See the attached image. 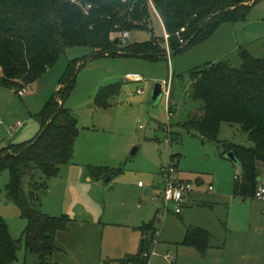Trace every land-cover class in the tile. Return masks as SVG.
I'll use <instances>...</instances> for the list:
<instances>
[{
  "label": "rangeland",
  "instance_id": "1",
  "mask_svg": "<svg viewBox=\"0 0 264 264\" xmlns=\"http://www.w3.org/2000/svg\"><path fill=\"white\" fill-rule=\"evenodd\" d=\"M151 7L153 31L133 29L126 42L145 41L154 34L163 38L159 41L165 45L168 57L155 60L128 55L90 57L93 47L70 46L57 63L38 78L37 85H27L24 94L0 83L1 148L11 141L19 142L36 135L40 129L37 115L56 91L69 61L82 58L76 86L65 105L78 116L76 143L85 155L100 163L80 164L77 171L82 173L81 168L85 167L94 177L92 167L108 165L121 169L109 181L107 176L92 180L87 177L83 187L74 189L75 197L91 208L89 214L85 213L87 216L83 213L78 216L90 220L97 233H81L76 241H70L66 251L50 256V261L56 264H118L115 258L125 246L137 248L133 245L132 229L124 222L129 211L142 205L146 221H154L156 227L162 225V241L156 246L161 254L166 253L165 240H174L178 228L182 229L187 223L209 229L216 241L226 242L228 246L235 240H243L244 248L234 253L248 258L258 251L264 262V198L234 194L235 175L240 174L241 169L227 154H221L222 141L253 145L248 131L239 124L224 122L215 139L203 138L198 131L184 126L201 104L190 95L189 71L192 68L222 59L241 66L244 51L264 57V0L251 8L246 20L222 22L206 39L177 53L171 52L162 16L153 3ZM122 34L115 31L112 36ZM129 73L140 74L141 80L129 79ZM115 82L122 83L121 91L111 98L109 107H98L94 103L97 92L103 85ZM156 82L168 87L169 93L163 92L153 103L151 94ZM169 104L170 109L173 108L171 115ZM17 121H22L23 126L15 131L13 126ZM134 148L136 151L131 153ZM171 154L176 155L178 175L191 180L196 190L180 215L174 213L175 205L170 203L172 212L163 219L161 167L170 163ZM257 169L260 182L264 183V162H260ZM9 177V170L3 169L0 173V216L8 223L12 236L20 239L17 258L11 264H39V254L26 247L23 230L27 220L17 202L8 197ZM140 181L145 184L143 187L139 186ZM210 184L212 190L208 189ZM25 190L28 191L27 185ZM62 214L77 218L66 212L52 215ZM151 235L152 230L148 236ZM154 247L155 244L152 249Z\"/></svg>",
  "mask_w": 264,
  "mask_h": 264
},
{
  "label": "trees",
  "instance_id": "2",
  "mask_svg": "<svg viewBox=\"0 0 264 264\" xmlns=\"http://www.w3.org/2000/svg\"><path fill=\"white\" fill-rule=\"evenodd\" d=\"M258 1L0 0V83L18 92L57 63L70 46L93 47L90 57L135 55L152 60L168 57L165 45L159 41L163 38L154 34L148 40L134 42H126L122 35L112 36L115 31H153L152 3L169 34L171 52L177 53L206 39L222 22L246 20ZM81 59L69 61L59 88L37 115L40 129L36 135L0 148V173L8 169L10 174L8 197L17 202L27 220L23 236L27 249L39 254V264H56L50 261L51 254L60 248L56 232L67 229L72 221L68 214L45 212L40 199L47 189L48 177L56 175L60 165L73 157L78 118L65 100L76 86ZM189 74L190 95L201 104L184 126L198 131L203 138L215 139L224 122L239 124L248 131L253 145L222 141L221 154L233 151L241 169L235 175L234 194L255 196L260 183L257 167L264 162V57L245 51L241 66L222 59L192 68ZM121 88V82L103 85L94 103L108 107ZM112 170L119 168L92 167L98 176ZM142 227L154 228L153 223ZM213 239L208 229L188 225L183 242L204 250ZM19 244L20 239L12 236L8 223L0 216V264H11L17 258ZM151 244L152 237L144 235L137 252L116 260L119 264H148L149 258L143 253L150 250Z\"/></svg>",
  "mask_w": 264,
  "mask_h": 264
},
{
  "label": "crops",
  "instance_id": "3",
  "mask_svg": "<svg viewBox=\"0 0 264 264\" xmlns=\"http://www.w3.org/2000/svg\"><path fill=\"white\" fill-rule=\"evenodd\" d=\"M128 35H129V32H128ZM104 56H107V55H104ZM128 56H135V55H128ZM128 78L131 80L137 81V80H141V75L138 73H129ZM37 80L31 83L30 86H33V84L37 85L36 83L38 82ZM59 86L60 84L58 82V84L56 85V89L59 88ZM163 86H164V92H166L165 90L166 86L165 85ZM138 92H141L140 88H138ZM170 108H171V104H169V109ZM171 111L173 113V108ZM22 126H20L18 130ZM78 126H79V120H78ZM89 157L90 156L84 154V151L81 149L80 145H78V143H76L75 141L74 153H73L72 159L69 162L61 164L58 173L56 175L48 177L47 179V183H48L47 189L42 193L41 199H40L41 208L45 212H48L50 214L66 212V213L75 215L77 217V218H74L71 216L72 221L69 223V227L67 229L58 230L56 232L55 238L60 248L55 250L51 254V256L54 255L55 252L66 251L65 249L69 248L70 241H76L77 237L81 233H86L88 235H90L91 232L93 231H94L93 232L94 235H96L97 233L96 227L91 225L90 220L82 216H78L79 215L78 213H83L84 216H87L85 213L88 212L89 214L91 208H89L87 203L84 202L82 199H80L79 197L78 198L75 197L76 195L74 194V189L76 187L78 188L83 187L82 183H84V180L87 179V177L89 180H92L94 177L97 179H101L104 176H108L111 172L107 175L103 174L100 176L92 172L94 175L93 177L92 175H90L89 169L82 167L81 168L82 173H79L77 171V168H79L80 164L100 163V161H97V162L93 161ZM107 167L111 168L108 165ZM120 170L121 169H119L118 171L112 170L115 172L111 175L110 178L106 180L107 181L111 180L116 174L120 172ZM258 179L260 180L261 177ZM198 182H201L200 178H198ZM80 184L82 185L80 186ZM144 185H145L144 183L142 185L139 184V186L141 187H143ZM195 190L196 189L194 187V189L188 193L186 197V201L183 204V206H187L189 204L188 201H189L190 195ZM141 206L142 205H139V207L136 206L134 210L129 211L127 221L124 222L126 223L127 228L132 229L131 235L133 237V245H136L137 248L136 250H134V248H129V247L126 248L125 246L121 250L122 251L121 255L117 256L115 260L124 256L127 253L137 252L140 247V243H141L143 236L147 235V237H149L148 234L151 230H152L151 237L152 239L154 238L155 229L157 227L154 226V221H150V222L146 221L147 217H145V212L143 211V208ZM182 211L183 209H181L179 213H176V212L174 213L180 215ZM171 212L172 210H170L167 214H170ZM167 214L165 216H167ZM151 223H153V227H154L153 229H145V230L143 229L142 227L143 225L145 224L147 225ZM188 225L190 224L184 223V227H182V229L178 228L174 240H165V242L163 243V244H166L165 248H167L165 254H161L160 252H158L157 247H156L162 241V238H161L162 225H161L160 234L157 237V241L156 242L152 241L150 249H152V246L155 244V247L153 248L154 253L151 255L148 264H264V262H262L261 253L258 251H256L255 254L252 255V257H248V258L241 255V253L240 254L236 252L234 253V251L239 250V249L241 250L242 248H244L245 243H243V240L241 239L235 240L231 244V246H228V243L222 242V241L221 242L216 241L214 237V239L212 240V243L208 247H206L204 250H201L200 248L192 244L184 243L183 240L185 238ZM197 226H200V225H197ZM258 250H261V249H258Z\"/></svg>",
  "mask_w": 264,
  "mask_h": 264
},
{
  "label": "built area",
  "instance_id": "4",
  "mask_svg": "<svg viewBox=\"0 0 264 264\" xmlns=\"http://www.w3.org/2000/svg\"><path fill=\"white\" fill-rule=\"evenodd\" d=\"M128 36V31H124L122 34L123 38ZM166 38H168L169 34L165 33ZM170 55V51H169ZM26 87H22L18 90V93L23 94L25 93ZM166 92L169 93L168 87H166ZM140 91V90H139ZM168 112L169 115L172 114V111L169 109L168 105ZM22 121H17V123L13 126V129L16 131L20 126H22ZM142 126V125H141ZM170 163L168 165H163L161 167L162 178H163V189L161 191L162 195V216L163 218L171 209L169 207L170 203H173L174 212L179 213L182 209L183 204L186 201V197L189 192L194 189V183L189 179H184L178 176L177 174V161L175 160V156L170 159ZM139 184H143L142 181ZM209 190L213 189V185L210 184L208 187ZM255 196L257 198H264V183L260 182L255 192ZM160 234V227L155 229L154 238L152 239L153 242L157 241V237ZM154 253L153 249L144 251L143 256L148 257L150 259L151 255Z\"/></svg>",
  "mask_w": 264,
  "mask_h": 264
},
{
  "label": "water",
  "instance_id": "5",
  "mask_svg": "<svg viewBox=\"0 0 264 264\" xmlns=\"http://www.w3.org/2000/svg\"><path fill=\"white\" fill-rule=\"evenodd\" d=\"M244 53H245V51H244ZM163 92H164V86H163V84H162L161 82H156V83L154 84L153 89H152V94H151V100H152V102L155 103L157 100H159ZM135 151H136V148H134V149L131 151V153H134ZM227 156H229V157L232 158L235 162H237V158H236V156H235V154H234L233 151H229V152H227ZM114 172H115V171H111V173L106 177V179L110 178L111 175H112ZM258 178H260V177L258 176Z\"/></svg>",
  "mask_w": 264,
  "mask_h": 264
}]
</instances>
